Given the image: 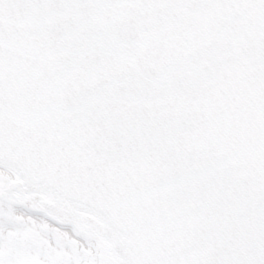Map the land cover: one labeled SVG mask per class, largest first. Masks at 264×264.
<instances>
[{
  "label": "snow or ice",
  "instance_id": "1",
  "mask_svg": "<svg viewBox=\"0 0 264 264\" xmlns=\"http://www.w3.org/2000/svg\"><path fill=\"white\" fill-rule=\"evenodd\" d=\"M0 264H264V0H0Z\"/></svg>",
  "mask_w": 264,
  "mask_h": 264
}]
</instances>
